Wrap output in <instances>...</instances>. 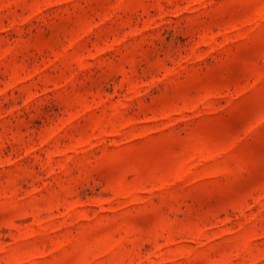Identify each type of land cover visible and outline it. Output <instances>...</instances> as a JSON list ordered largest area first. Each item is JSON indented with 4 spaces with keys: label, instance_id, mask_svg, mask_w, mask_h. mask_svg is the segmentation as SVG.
<instances>
[{
    "label": "rangeland",
    "instance_id": "obj_1",
    "mask_svg": "<svg viewBox=\"0 0 264 264\" xmlns=\"http://www.w3.org/2000/svg\"><path fill=\"white\" fill-rule=\"evenodd\" d=\"M0 264H264V0H0Z\"/></svg>",
    "mask_w": 264,
    "mask_h": 264
}]
</instances>
